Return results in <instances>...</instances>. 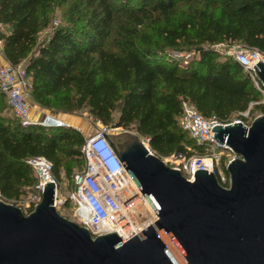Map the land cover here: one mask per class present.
Listing matches in <instances>:
<instances>
[{
	"label": "trees",
	"instance_id": "16d2710c",
	"mask_svg": "<svg viewBox=\"0 0 264 264\" xmlns=\"http://www.w3.org/2000/svg\"><path fill=\"white\" fill-rule=\"evenodd\" d=\"M55 8L64 20L56 26ZM0 25L3 56L24 66L34 104L54 114L86 109L105 126L135 130L158 154L197 147L178 122L184 99L220 122L247 109V121L252 110L264 114L252 79L213 48L242 43L264 51V0H0ZM7 110L0 92L6 200L32 192L29 158L44 156L57 178L60 169L70 176L83 168L78 129L23 125Z\"/></svg>",
	"mask_w": 264,
	"mask_h": 264
},
{
	"label": "water",
	"instance_id": "95a60500",
	"mask_svg": "<svg viewBox=\"0 0 264 264\" xmlns=\"http://www.w3.org/2000/svg\"><path fill=\"white\" fill-rule=\"evenodd\" d=\"M256 64L264 88V62ZM211 130L235 155L228 187L202 168L188 180L137 132L110 129L103 136L158 218L125 241L115 230L92 237L55 209L54 182H45L28 212L0 199V264H264V114Z\"/></svg>",
	"mask_w": 264,
	"mask_h": 264
},
{
	"label": "built area",
	"instance_id": "2783aa9c",
	"mask_svg": "<svg viewBox=\"0 0 264 264\" xmlns=\"http://www.w3.org/2000/svg\"><path fill=\"white\" fill-rule=\"evenodd\" d=\"M213 48L220 54L233 58L241 66L262 94L264 102V88L256 78L253 66V64L257 65L259 59L264 62V51L242 43L221 42L214 44ZM29 87L24 66L13 65L4 58L0 39V92L4 95L12 114L23 125L69 126L54 113L41 112V107L29 98ZM33 104L38 111L31 117L29 110ZM241 116L243 118L236 117L229 122H220L213 117H205L197 111L193 103L184 99L181 101L178 122L195 141L197 151L193 150L189 155L171 153L163 156L150 148L147 138L141 137V140L148 153L158 155L170 167L178 168L188 180H192L195 169L202 168L208 173L213 172L218 182L228 187L229 177L225 167L235 155L225 143L226 136L223 138V143L212 137L214 131L211 127L215 124L225 125L235 121L248 126L252 120L247 121L249 110L242 112ZM97 121L99 122L98 119ZM118 128L124 129L97 123L83 136L81 153L84 165L81 170L72 174L71 188L67 191H63L59 178L53 173L52 163L44 156L29 158L26 163L32 167L36 176L32 187L33 199H40L43 183L54 182V206L65 208L68 205L75 221L86 226L92 237L115 230L122 241H125L156 220L158 215L103 136L102 132ZM215 146L227 152L216 151ZM0 199L10 202L1 193Z\"/></svg>",
	"mask_w": 264,
	"mask_h": 264
},
{
	"label": "rangeland",
	"instance_id": "374dc122",
	"mask_svg": "<svg viewBox=\"0 0 264 264\" xmlns=\"http://www.w3.org/2000/svg\"><path fill=\"white\" fill-rule=\"evenodd\" d=\"M63 24L64 23V20H63V17H62V11L60 8H55V10L53 11V18H52V24L53 25H58V24ZM2 30V26L0 25V31ZM47 31H43L40 36H44L45 33ZM2 43V42H1ZM184 62V60H183ZM261 102H263V97H262V100ZM1 104H5L4 100L1 101ZM6 105V104H5ZM7 112L11 113V111L7 110ZM258 111H251V114L250 115H258ZM71 116H73L74 118L80 120V124L77 125L74 120H66V122L69 124V126H73L74 128L78 129L82 135L84 136L91 128H93L97 123L98 125L99 124H102L100 121L98 122L97 119L93 118L92 116H90L88 114V112L86 111V109H81L79 112H75V113H72L70 114ZM62 118V117H61ZM236 118V117H235ZM97 122V123H96ZM79 127V128H77ZM115 128V127H114ZM122 128V127H121ZM131 131H134L136 132L135 130H131ZM140 137H143V136H140ZM143 138H146V137H143ZM197 149V147H196ZM215 150L216 151H223V152H227L225 149L223 148H220V147H217L215 146ZM194 151H197V150H194ZM165 156V155H163ZM75 171H79V170H73V172L71 173L70 176H66L64 171L62 169H60L59 171V181H60V185L63 189V191H67L68 189L71 188V176L72 174L75 172ZM34 197V193L32 192H27L25 194H23L17 202H15V205L19 206L22 208V210L24 212H27V208L30 206V205H34L35 203H37L39 200L37 199H33ZM37 200V201H36ZM55 209L62 215L66 216L67 218L71 219V220H74L75 221V218L74 216L72 215V211L70 209V207L68 205L65 206V208H62L61 206H55Z\"/></svg>",
	"mask_w": 264,
	"mask_h": 264
},
{
	"label": "crops",
	"instance_id": "0c3cea01",
	"mask_svg": "<svg viewBox=\"0 0 264 264\" xmlns=\"http://www.w3.org/2000/svg\"><path fill=\"white\" fill-rule=\"evenodd\" d=\"M38 110H36V106H34V104H33V106L30 108V110H29V114H30V116L31 117H33L34 115H35V113L37 112ZM40 111L41 112H43V113H49V111L48 110H46V109H43V108H40ZM55 115H57V117H59V118H61V119H63V120H74V122L77 124V125H79L81 122H80V120H79V118L78 119H76V118H74L73 116H71L70 114H67V113H58V114H55ZM69 123V122H68ZM77 128H79V127H77ZM80 129V128H79Z\"/></svg>",
	"mask_w": 264,
	"mask_h": 264
}]
</instances>
